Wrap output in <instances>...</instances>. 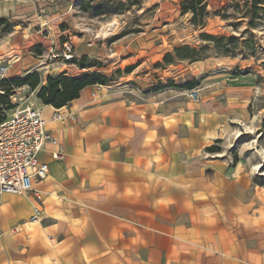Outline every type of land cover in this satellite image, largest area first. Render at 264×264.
<instances>
[{
	"label": "crops",
	"instance_id": "obj_1",
	"mask_svg": "<svg viewBox=\"0 0 264 264\" xmlns=\"http://www.w3.org/2000/svg\"><path fill=\"white\" fill-rule=\"evenodd\" d=\"M23 8L0 0V16L20 17ZM29 20L41 52L26 29H14L0 38V62L13 57L5 77L35 69L44 83L65 68L40 58L54 23ZM168 91L137 81L90 85L61 107L72 120H52L53 106L31 100L64 155L51 158L46 144L39 157L48 174L35 190L0 193V264H264V193L220 151L206 150L220 134L202 133L200 108Z\"/></svg>",
	"mask_w": 264,
	"mask_h": 264
},
{
	"label": "rangeland",
	"instance_id": "obj_2",
	"mask_svg": "<svg viewBox=\"0 0 264 264\" xmlns=\"http://www.w3.org/2000/svg\"><path fill=\"white\" fill-rule=\"evenodd\" d=\"M19 1L25 10L20 17L7 16L14 22L8 30L0 26V38L14 29H26L23 34L29 37L25 39L39 53L40 46L30 36L36 26L27 24L31 14L43 17L54 23L43 34L52 32L58 45L69 39L75 55L87 51L82 55L85 67L78 65L82 56L57 63L64 65L68 75L98 71L108 77L109 85L129 88L137 81L152 90L174 92L200 108L202 133L220 134L211 144L219 148L221 158L248 172L252 185L264 193V0L252 24L246 12L251 0H204L206 15L196 21L190 11H182V0H81L79 6L70 4L74 0ZM185 44L196 48L201 58L164 61L173 47ZM126 56L132 62L121 63ZM12 58L1 63L8 64ZM141 61L133 78H125ZM3 78L11 77L4 73ZM191 91L197 100L190 97ZM36 94L27 86L14 88L9 95L14 104L11 110L29 100L41 103Z\"/></svg>",
	"mask_w": 264,
	"mask_h": 264
},
{
	"label": "built area",
	"instance_id": "obj_3",
	"mask_svg": "<svg viewBox=\"0 0 264 264\" xmlns=\"http://www.w3.org/2000/svg\"><path fill=\"white\" fill-rule=\"evenodd\" d=\"M44 64H67L75 58L74 46L69 39L60 45L52 42L46 52L40 55ZM6 64L0 62V78L6 71ZM96 89L109 84H95ZM190 97L197 100L194 91ZM75 114L70 110L54 107L52 120H72ZM46 144L51 145L50 156L61 159L64 150L59 139L46 128L42 108L29 100L27 105L6 113L0 122V193L23 194L34 191L33 183L48 174V163L39 157ZM40 209L34 207L32 219L38 218Z\"/></svg>",
	"mask_w": 264,
	"mask_h": 264
},
{
	"label": "trees",
	"instance_id": "obj_4",
	"mask_svg": "<svg viewBox=\"0 0 264 264\" xmlns=\"http://www.w3.org/2000/svg\"><path fill=\"white\" fill-rule=\"evenodd\" d=\"M251 5L246 9L247 14L250 16V24L258 17L259 5L262 4V0H251ZM182 11H190L192 13V21L198 19L202 20L206 15V2L204 0H182ZM14 22L9 17L0 16V26H3L4 30H8L9 23ZM204 36H209L204 34ZM201 55L196 48L189 45L175 46L172 52H168L164 55V61L170 62L172 59L182 60H199ZM86 56L81 57V62L78 65H82ZM76 60L75 58L72 59ZM109 79L103 73L93 71L91 73H84L78 76L67 75L64 71L57 74L47 75L45 82L42 83V79L38 71L33 70L26 73L24 77H11L9 79H0V122L6 117L7 110H11L14 104L10 101L9 95L14 88L27 86L30 90H37L36 97L42 103L51 105L53 107H62L71 100L79 96L80 91L87 86L95 84H106ZM189 84H186L188 86ZM208 152H217L219 148L215 145L206 147Z\"/></svg>",
	"mask_w": 264,
	"mask_h": 264
},
{
	"label": "bare ground",
	"instance_id": "obj_5",
	"mask_svg": "<svg viewBox=\"0 0 264 264\" xmlns=\"http://www.w3.org/2000/svg\"><path fill=\"white\" fill-rule=\"evenodd\" d=\"M110 27V26H109ZM103 30V29H102ZM102 33H106V30H103ZM102 37V36H101ZM219 64H222V61L219 62ZM46 105V104H45Z\"/></svg>",
	"mask_w": 264,
	"mask_h": 264
}]
</instances>
